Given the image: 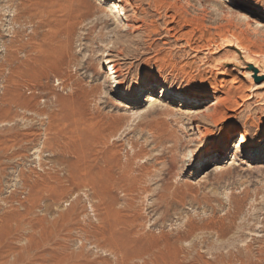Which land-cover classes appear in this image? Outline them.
Instances as JSON below:
<instances>
[{
  "label": "rangeland",
  "instance_id": "rangeland-1",
  "mask_svg": "<svg viewBox=\"0 0 264 264\" xmlns=\"http://www.w3.org/2000/svg\"><path fill=\"white\" fill-rule=\"evenodd\" d=\"M235 41L264 63V0H0V264H264Z\"/></svg>",
  "mask_w": 264,
  "mask_h": 264
},
{
  "label": "bare ground",
  "instance_id": "bare-ground-1",
  "mask_svg": "<svg viewBox=\"0 0 264 264\" xmlns=\"http://www.w3.org/2000/svg\"><path fill=\"white\" fill-rule=\"evenodd\" d=\"M123 1V0H122ZM240 1H244V0H240ZM211 2V0H203V4L205 5V7L207 6L208 7V5H209V3ZM109 7H111V9H112V11L114 12V13H116L118 16H122V17H124L125 16V14H126V11H125V9H124V7H123V5H121V3L119 2V1H117V2H110L109 4ZM212 5V4H211ZM215 5V4H214ZM213 5V6H214ZM228 8V7H227ZM227 8H226V10H227ZM225 10V11H226ZM229 11H231L230 9H228ZM224 10H222V12H223ZM228 11V12H229ZM232 11H233V9H232ZM234 12V11H233ZM238 12V11H237ZM236 12V13H237ZM224 13V12H223ZM226 13H227V11H226ZM232 13V12H231ZM249 13H252L251 11H249ZM238 14V13H237ZM248 14V13H247ZM240 16H242L243 17V19L244 20H246V21H248L249 20V18H247V16H245L244 14H241ZM123 19V18H122ZM127 19V18H126ZM121 20V19H120ZM124 20V22L125 23H123L126 27H127V21L125 20V19H123ZM122 21V20H121ZM137 23V22H136ZM256 25H259V24H257L256 23ZM121 27H123V25L121 24ZM124 28V27H123ZM134 31V30H133ZM233 36V35H232ZM236 38V37H235ZM228 40H229V38H228ZM231 41V40H230ZM228 42V41H227ZM236 42V44H232V45H230V46H227V47H232V48H234V54H233V61H236V60H240L241 61V58H242V62H243V64L245 65L244 67H245V71H246V73L249 75V77L251 78V80H252V83H253V78L254 77H256V78H259V77H263L264 76V63H262V62H258V63H253V62H251V60L252 59H254V58H256V56H253L252 54H250V52H247V51H245V48H240L238 45H237V41H235ZM239 42V41H238ZM230 44H231V42H230ZM210 45V44H209ZM225 45H228V43H226ZM217 46V45H216ZM211 49V48H210ZM247 49V48H246ZM237 50L240 52V54H241V56L237 53ZM211 51V50H210ZM230 55V54H229ZM257 56H259V55H257ZM226 57V56H225ZM259 57H264V56H259ZM112 60V59H111ZM103 61V60H102ZM214 64V63H213ZM114 65L115 64H113L111 61H109V59H105L104 61H103V66H109L110 68H111V72H109L110 74L107 76V77H110L111 75H116V72L117 71H115V68H114ZM250 68V69H249ZM113 76H111V78H112ZM156 81H154V80H145V81H143V82H141V84L139 85V86H137V91L140 89H142L143 87H144V89L146 88H148V86H156ZM141 85H143L142 87H141ZM253 86H254V88L255 89H257V88H260V87H262L263 89H264V82H261V83H255V84H252ZM114 88H117V89H119V85H118V83L116 82V81H114L113 82V89ZM212 88V90L213 91H216V89L215 88H213V87H211ZM161 90H162V92H161V94L163 95L162 97H164L165 95H168L167 93H168V91L169 90H167V89H165V85H163L161 88H160ZM264 95V94H263ZM172 96V95H171ZM253 96L254 97H256V98H261L262 97V95H261V93H254L253 94ZM137 97H139L138 95H137ZM173 100L172 101H179V99L181 98L180 97V95H178V94H173ZM191 102V99H188L187 101H185V105H187L188 104V102ZM220 101V99H218L216 102H219ZM244 133H245V135H242V136H238L239 137V140L236 142V144H235V148H236V154L238 155V154H243V152H244V150L245 151H252V149H254L256 146H258V145H260V146H262V147H264V131L263 132H261V133H259L257 136H255L254 138H253V140H252V142L250 143V144H248L247 145V143H246V139H247V135H246V133L248 132V131H250L248 128H246L245 130H242ZM262 149V148H261ZM261 149L259 150L260 152H258L255 156H259V155H261V154H263L262 152H261ZM217 152H219V149L217 148V147H214V150H213V153H217ZM184 156L185 157H188V158H193V155H192V152L190 151V150H186V152H185V154H184ZM208 158L206 157V158H204L200 163H203L205 160H207ZM111 248V247H110ZM112 249V248H111ZM259 251V250H258ZM113 252H115L114 253V255H116V256H118V257H120V258H122L123 256L121 255V254H119L118 252H116V250L115 251H113ZM264 252V251H263ZM261 253V252H260ZM262 254V253H261ZM247 261V260H246ZM246 261H244V263L246 262ZM240 262V261H239ZM260 262V261H259ZM252 263H253V261H252ZM251 263V264H252ZM247 264V263H246Z\"/></svg>",
  "mask_w": 264,
  "mask_h": 264
},
{
  "label": "water",
  "instance_id": "water-1",
  "mask_svg": "<svg viewBox=\"0 0 264 264\" xmlns=\"http://www.w3.org/2000/svg\"><path fill=\"white\" fill-rule=\"evenodd\" d=\"M256 78V77H255ZM258 82H261L264 80V76L263 77H259V78H256Z\"/></svg>",
  "mask_w": 264,
  "mask_h": 264
}]
</instances>
